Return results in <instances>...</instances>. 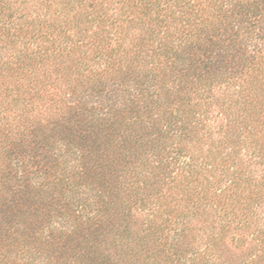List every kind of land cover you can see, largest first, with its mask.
I'll list each match as a JSON object with an SVG mask.
<instances>
[{
    "label": "trees",
    "instance_id": "1",
    "mask_svg": "<svg viewBox=\"0 0 264 264\" xmlns=\"http://www.w3.org/2000/svg\"><path fill=\"white\" fill-rule=\"evenodd\" d=\"M0 264H264V0H0Z\"/></svg>",
    "mask_w": 264,
    "mask_h": 264
}]
</instances>
